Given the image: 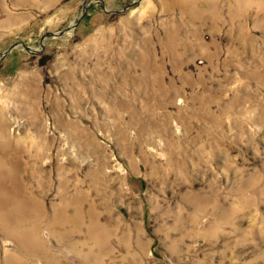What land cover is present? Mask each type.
<instances>
[{"label": "rangeland", "instance_id": "1", "mask_svg": "<svg viewBox=\"0 0 264 264\" xmlns=\"http://www.w3.org/2000/svg\"><path fill=\"white\" fill-rule=\"evenodd\" d=\"M0 264H264V0H0Z\"/></svg>", "mask_w": 264, "mask_h": 264}]
</instances>
